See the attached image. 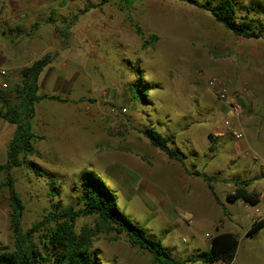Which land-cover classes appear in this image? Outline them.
<instances>
[{
	"label": "rangeland",
	"instance_id": "374dc122",
	"mask_svg": "<svg viewBox=\"0 0 264 264\" xmlns=\"http://www.w3.org/2000/svg\"><path fill=\"white\" fill-rule=\"evenodd\" d=\"M240 1L264 4V0ZM3 3L11 5L20 18L9 28L6 24V35H0L6 70L5 76H0L6 83L0 93L10 105L18 104L22 68L49 53L52 62L44 68L37 93L65 99L47 97L34 102L30 123L42 138L34 142L39 155L26 156V160L37 164L40 173L25 164L10 170L23 204L22 230L27 232L46 218L57 201L77 208L76 185L82 171L87 170L116 193L121 211L170 247L176 259L184 258L182 249H204L207 233L214 234L211 222L187 225L172 216L174 212L184 216V201L179 202L173 192L149 180L155 176L141 168L139 158L148 163L155 157L150 155L153 145L141 129L153 123L166 136L174 135L183 152L184 145H189L191 154L205 155L199 156L200 160L212 159L203 169L205 173L229 166L231 142L264 144V35L258 39L233 34L208 11L184 0H136L129 7L120 0ZM131 20L141 26L143 34L136 32ZM151 34L158 37L154 44L149 43ZM11 52L17 55L7 62ZM14 64L16 68H7ZM134 70L140 71L145 82V103L135 100L129 90L136 79ZM214 78L217 82L212 85ZM223 84L229 93L241 97L242 140L234 139L223 126L229 114L218 96ZM234 119L230 128L237 124ZM14 132L15 125L0 117V163L6 161ZM243 154L253 163L260 162L253 159L250 149ZM133 156L137 158L134 164L127 160ZM5 175L0 169V250L14 245ZM195 179L201 180L186 177V182L192 184ZM51 180L56 189L51 188ZM219 185L227 184L216 185L223 199L226 189ZM163 200L166 203L162 204ZM252 208L254 217L249 224L244 220V227L257 218L255 208L263 213L261 204ZM51 226V222L44 224L31 233L37 246H41L46 227ZM85 229H90V244L100 250L101 260L107 264H157L151 261L150 253L131 246L124 234L112 240L114 233L97 229L92 215L76 218V232ZM239 248L240 254L231 264H264V228L255 237L244 238Z\"/></svg>",
	"mask_w": 264,
	"mask_h": 264
},
{
	"label": "trees",
	"instance_id": "16d2710c",
	"mask_svg": "<svg viewBox=\"0 0 264 264\" xmlns=\"http://www.w3.org/2000/svg\"><path fill=\"white\" fill-rule=\"evenodd\" d=\"M109 0H101L106 2ZM128 7L136 0H120ZM208 11L216 21L220 22L226 30L243 38H262L264 35V4H243L240 0H184ZM50 21L53 18L50 16ZM138 34H143L139 24L131 20ZM65 37L64 31L59 30ZM157 35L149 36V43L154 44ZM52 62L49 53L44 54L33 62L25 65L21 70V84L17 92L20 102L10 105L8 98L0 93V117L15 125L14 136L7 147L6 161L0 163V169L6 173L4 185L8 188V196L12 213L10 226L14 239L13 248L8 247L0 250V264H107L100 257V250L93 248L89 241L90 229L81 233L75 230V221L79 216H94L97 229L105 233H114L112 240L118 235L124 234L131 246L150 253L151 261L157 264H185L187 261L202 263H216L222 261L230 263L237 254L238 240L233 232H221L210 237L208 250L189 255L184 260H178L162 242L149 233L146 229L132 222L119 208L116 201V193L108 187L103 180L92 171H82L80 175L79 193L76 199L79 206L73 204L62 205L57 201L53 204V211L48 216L33 224L27 232L21 227V216L23 204L18 197L13 179L9 176L13 167L26 165L34 172H39V166L26 160V156L39 155L34 142L42 136L36 134L29 120L34 114V102L43 98L65 100L59 95L38 94L37 81L44 67ZM136 79L129 87L135 100L145 103L148 101V91L140 71L134 70ZM142 134L154 147L159 148L169 158L176 159L188 174L202 177L212 193L214 200L220 204V198L215 190L214 183L228 182L229 178H221L218 174H206L196 168H188L185 161L187 156L172 146L174 135L166 136L154 124L145 126ZM194 165H192L193 167ZM254 179V178H253ZM256 179V178H255ZM254 179V180H255ZM250 179H232L234 189L226 194L227 202L242 201L243 203L256 207L259 204V195L247 189ZM55 181L51 180V188L56 189ZM58 195V191H54ZM264 214V209H263ZM52 223L46 227L47 233L43 234L41 246H37L31 238V233L40 229V226ZM264 227V215L260 220L251 222L246 231L247 237H254Z\"/></svg>",
	"mask_w": 264,
	"mask_h": 264
},
{
	"label": "crops",
	"instance_id": "0c3cea01",
	"mask_svg": "<svg viewBox=\"0 0 264 264\" xmlns=\"http://www.w3.org/2000/svg\"><path fill=\"white\" fill-rule=\"evenodd\" d=\"M8 4V3H7ZM3 3V0H0V35L5 36L6 35V27H11L16 21H19V16H16L14 14V11L11 7V5H7ZM7 24V26H6ZM11 58H7V62L13 61L14 57L17 54H12L11 52ZM16 59V58H15ZM5 61V50H4V43L0 41V76L4 77L6 74V70L3 68V62ZM28 65V64H26ZM25 66V65H24ZM15 64L12 67H7L8 69L16 68ZM45 68V67H44ZM1 71H4V73H1ZM44 71V69H43ZM43 71L40 73L37 86L39 88L38 83L41 81V76ZM2 78L0 81V87H6V83L3 82ZM5 84V86H3ZM5 97V96H4ZM241 98V97H240ZM239 100L241 101V99ZM44 99V98H43ZM42 100V99H41ZM39 101V100H38ZM37 102V101H36ZM243 104V103H242ZM1 107V102H0ZM35 113V111H34ZM34 117V114H33ZM32 117V119H33ZM31 119L29 120V122ZM153 124V123H150ZM31 125V123H30ZM155 126V124H154ZM32 127V125H31ZM156 127V126H155ZM242 128V126H241ZM243 130V128H242ZM163 133V132H162ZM229 134L230 131H228ZM244 133V130H243ZM218 134L224 135L223 133L219 132ZM232 136V135H231ZM233 137V136H232ZM245 133L243 137L239 140L244 139ZM234 138V137H233ZM236 139V138H234ZM172 146L178 147L181 152H183L180 147L175 143V140L172 144ZM185 149L183 154L187 156V159L185 161L188 168H196L199 171H203V169L206 167L208 162L212 161V159H206L205 161H202L199 159L200 153L198 154H191V150L189 148V145H184ZM153 147L151 149L150 155H154L153 159L149 160V162H143L139 158V164H141V168H144L150 176L154 175V178H151L149 180H155L160 183V186L163 188H167L169 191L173 192L178 196L179 202L184 201V208L186 210V213L184 216H179L178 213L174 212L172 214L173 217H180L181 220L187 224L191 225L193 222L197 223H204L206 220L209 219V221L212 224V227L214 228V234L217 235L221 232H233L237 236L238 240V248H237V254L236 259L240 254V243L243 241L244 238H249L246 236V231L249 228L242 226L245 221L249 224V219L254 217L253 208L252 206H249L242 201H234V202H227L226 201V194L229 192H232L234 189V184L232 182V179L235 180H242V179H250L249 184L247 186V189L250 191H254L257 195H259L260 201L259 204L263 206L264 209V144H255V143H236L231 142L229 144V147H231L230 150V163L229 166H225L223 168H219L216 170H211L210 173L206 174H218L221 178H229L230 181L226 182V186H220V188L226 189L225 191V198L220 199V204H218L214 199L212 193L208 189L204 179L198 175L188 174L185 169L182 167V165L177 161L176 159L169 158L164 152H162L159 148ZM192 149V148H191ZM246 149H250L254 155L255 160H260V162L253 163L249 161L248 158H246L243 154V152ZM189 150V152H188ZM191 154V155H190ZM194 159H192V158ZM205 157V155H204ZM203 157V158H204ZM256 157V158H255ZM136 156H133V158H129L127 160H130L133 164L136 163ZM225 159V157H224ZM197 161V162H196ZM192 165H194L192 167ZM203 165V166H202ZM144 166V167H143ZM205 173V172H204ZM147 174V175H148ZM186 177L191 178H201L200 181L198 179H195V182H192V184L188 181L186 182ZM255 180H254V179ZM221 182H218V184ZM217 183L214 184L215 190H216ZM150 191H153L152 187L148 188ZM198 189L202 190V192L198 191ZM218 189V188H217ZM217 192V190H216ZM218 194V193H217ZM174 197V198H175ZM212 201H211V200ZM166 200H163L161 203L163 204ZM228 204L231 205V207L228 206ZM258 204V205H259ZM228 206V207H227ZM238 212V215L236 213ZM245 220V221H244ZM227 223L231 224V226L227 225ZM251 224V223H250ZM227 227V229H226ZM238 229H234V228ZM264 228V227H263ZM262 228V229H263ZM260 232V231H259ZM258 232V233H259ZM257 233V234H258ZM208 234V243L205 245L204 249L194 248L192 250L188 249H182L181 252L184 255V260L189 255H196L199 252L208 250L210 247V237L213 235ZM211 234V233H210ZM256 234V235H257ZM255 235V236H256ZM254 236V237H255ZM253 237V236H252ZM171 245V244H169ZM168 249H171L170 247H167ZM180 252V254H181ZM238 255V256H237ZM235 259V257H234ZM234 259L232 261H234ZM180 260V259H178ZM232 261L228 264H231ZM191 262V261H187ZM185 262V263H187ZM193 262V261H192ZM216 263L219 264H227L222 261H218Z\"/></svg>",
	"mask_w": 264,
	"mask_h": 264
},
{
	"label": "built area",
	"instance_id": "2783aa9c",
	"mask_svg": "<svg viewBox=\"0 0 264 264\" xmlns=\"http://www.w3.org/2000/svg\"><path fill=\"white\" fill-rule=\"evenodd\" d=\"M1 73H4V71H1ZM216 82H217V80L215 78L211 80L212 85ZM219 83H221V82H219ZM3 86H5V84H3ZM218 96H219V99L225 104V106L229 112V114H227L224 117L223 126L230 131L231 135L234 138H236L237 140L241 139L244 135L243 130H242L241 125H240L241 119L243 116L242 103L240 102L237 94L228 92V89L226 88V86L224 84L218 90ZM123 110H125V109L123 108ZM233 118H235L234 120L237 121V124H235L234 127L230 128V125L232 123ZM254 211L256 212L257 218L253 219L252 222L260 220L264 215L258 208H255Z\"/></svg>",
	"mask_w": 264,
	"mask_h": 264
}]
</instances>
